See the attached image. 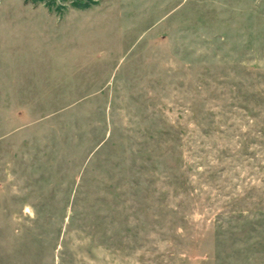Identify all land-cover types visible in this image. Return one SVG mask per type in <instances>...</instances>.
Instances as JSON below:
<instances>
[{
    "label": "rangeland",
    "instance_id": "374dc122",
    "mask_svg": "<svg viewBox=\"0 0 264 264\" xmlns=\"http://www.w3.org/2000/svg\"><path fill=\"white\" fill-rule=\"evenodd\" d=\"M0 264H264V0H0Z\"/></svg>",
    "mask_w": 264,
    "mask_h": 264
},
{
    "label": "trees",
    "instance_id": "16d2710c",
    "mask_svg": "<svg viewBox=\"0 0 264 264\" xmlns=\"http://www.w3.org/2000/svg\"><path fill=\"white\" fill-rule=\"evenodd\" d=\"M23 2L25 4H39V3H43L46 7H48L49 9L54 8L55 6V0H23ZM74 7L79 8V9H84L87 8L88 5L82 4V3H75Z\"/></svg>",
    "mask_w": 264,
    "mask_h": 264
}]
</instances>
